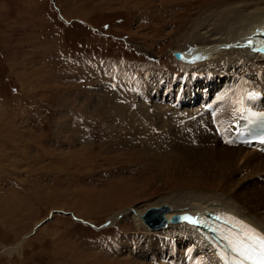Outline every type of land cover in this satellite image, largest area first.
I'll list each match as a JSON object with an SVG mask.
<instances>
[{
  "label": "rangeland",
  "instance_id": "obj_1",
  "mask_svg": "<svg viewBox=\"0 0 264 264\" xmlns=\"http://www.w3.org/2000/svg\"><path fill=\"white\" fill-rule=\"evenodd\" d=\"M251 1L0 0V264H152L147 260L153 257L155 264H168L166 259L174 254L181 264L179 246H186L184 253L191 257L187 264H198L194 260L200 252L189 250L175 233L163 239L166 229L147 230L129 213L168 194H221L225 181L212 184L207 157L192 154L222 146L206 132L209 119L196 122L203 134L192 122L176 123L164 116L167 108L156 100L129 110L136 102L132 90L161 97L159 84L170 80L158 73L169 70L174 51L191 49L186 54L217 46V54L198 60L233 62L234 49L227 45L234 43L227 41L221 15L226 7ZM73 57L80 61L73 62ZM91 57L112 65L108 81L118 71L144 76L153 72L145 82L120 77L124 81L115 84H126L127 101L119 105L114 101L117 93L108 92L87 72L83 60ZM124 58L136 69L119 68ZM160 58L168 64L158 63ZM219 65V85H230L237 64ZM242 66L240 75L252 76V63ZM183 79L190 81L185 76L178 81ZM188 87L193 89L192 84ZM221 104L219 100L213 116L220 128L228 118L221 117ZM232 150L242 160V150ZM234 177L245 180L242 173ZM257 189L254 193L252 186L250 192L260 201L236 203L264 222V182ZM104 221L112 223L104 232L83 224ZM112 229L143 238L127 241L128 251L113 257L104 253L100 237ZM21 242L16 253L6 255L5 249ZM140 243L152 247L139 250ZM144 255L149 258L142 259Z\"/></svg>",
  "mask_w": 264,
  "mask_h": 264
},
{
  "label": "bare ground",
  "instance_id": "obj_2",
  "mask_svg": "<svg viewBox=\"0 0 264 264\" xmlns=\"http://www.w3.org/2000/svg\"><path fill=\"white\" fill-rule=\"evenodd\" d=\"M263 4V0H254L241 4L239 3L238 5L236 4L235 6H230L228 9L226 7L221 15V17L225 20L223 23H225V35L228 36L227 41L234 43L233 46H230V48L234 49V55L231 57L233 59L232 63L237 64V59L240 61L241 65L249 62L252 63L250 70L253 69V71H251L252 76L247 78L240 74L239 76H232L230 86L234 91L233 93L227 92L225 94V99L220 106L221 117H228L226 122L222 125L223 129L229 127L230 121L235 119V111L244 104L243 101L234 95L235 93L237 94L238 91L245 88L248 94H260L264 100V79H262V77L264 78V56L254 52L255 49L247 47V39L252 41L254 48L262 47L261 42L264 39V7L261 5ZM214 47L215 48L213 49L197 48L196 50L186 54L185 52H182V56L185 59H189V61H191L192 58H195V60L204 59L207 55L210 56L211 54L214 55L218 53L217 46ZM177 52L178 51L175 53ZM254 68H256L255 70L257 72L259 69V73H262V76L257 78ZM211 73H214V70L211 69ZM214 81L215 79H212L207 82L210 85ZM176 89L173 88V92ZM208 94L210 93L208 92ZM162 96H164L163 91L161 92V97ZM152 97L155 98L154 96ZM183 103H185V101ZM233 103L234 106H232ZM261 109L264 110V104ZM212 135L214 136V134ZM214 144L217 147H221L218 145L215 138ZM232 149H237L239 151L242 150V153H244L242 160H240V154H235ZM245 149L248 148L239 146H222L220 149L213 150L211 153L192 154L193 157H197L199 159H203L205 156L207 157V159H204L207 161L205 167L208 171H210L208 176L209 180L213 181L212 184L217 183L218 179L225 181V186H223L224 190L221 194L200 193L198 195H189V197H184L182 194H168L167 196L165 195V197L159 198L155 203L141 211L136 208L135 210L132 209L129 215L137 222V224L144 227L141 221L143 213L149 209H158V214L155 217H157L159 229L152 232H159L160 229L161 231L166 229L162 232L164 233L169 231L177 233L178 241L187 244L189 246V250L194 248L200 252L202 259H199L201 257L196 258V263L219 264L210 248L194 230V226L188 225L185 219L186 217L193 215H204L209 211L228 212L251 227H254L261 235H264V222L260 220L258 214L252 215L250 214L252 211H246L236 203V201L243 202V199L250 201L252 198L260 201L255 194L250 192V189L253 186L255 190L252 191L254 193L259 192L257 188L264 182V156L254 152V150L246 151ZM240 173L244 174L245 178V180H242V183L241 180H236V177H234V175ZM227 189L234 190L228 191ZM241 190L244 191L241 192ZM175 215H180L181 220L175 223H169V219ZM24 240L25 238L22 242ZM22 242L5 249L6 255L10 256L12 253H16L20 249ZM141 246H144L145 249L148 250L152 247L151 244L140 243L138 245L139 250L142 249H140ZM179 248L183 249L181 246H179ZM185 249L186 246L184 247V250H181V252L177 251L178 256L180 255V257L184 258V261L181 264H187L191 258L190 256L189 259L186 257V253H184ZM156 258L157 257H153L151 260L156 261ZM177 259L178 257H175L174 254V257L166 259V263L176 264ZM159 264L164 263L160 262Z\"/></svg>",
  "mask_w": 264,
  "mask_h": 264
},
{
  "label": "snow or ice",
  "instance_id": "obj_3",
  "mask_svg": "<svg viewBox=\"0 0 264 264\" xmlns=\"http://www.w3.org/2000/svg\"><path fill=\"white\" fill-rule=\"evenodd\" d=\"M237 225L239 231L234 230L223 236L231 252L235 254L231 264H264V235L254 228L234 221V229ZM221 259H224L225 264H230L224 256Z\"/></svg>",
  "mask_w": 264,
  "mask_h": 264
},
{
  "label": "water",
  "instance_id": "obj_4",
  "mask_svg": "<svg viewBox=\"0 0 264 264\" xmlns=\"http://www.w3.org/2000/svg\"><path fill=\"white\" fill-rule=\"evenodd\" d=\"M158 209H149L146 210L143 215L141 216V220L142 222L146 223L147 226L152 227V228H156L158 226L157 224V214H158ZM173 219H175V217H173Z\"/></svg>",
  "mask_w": 264,
  "mask_h": 264
}]
</instances>
